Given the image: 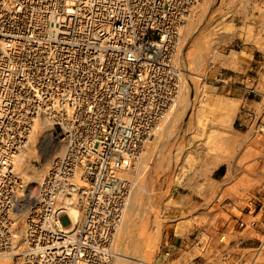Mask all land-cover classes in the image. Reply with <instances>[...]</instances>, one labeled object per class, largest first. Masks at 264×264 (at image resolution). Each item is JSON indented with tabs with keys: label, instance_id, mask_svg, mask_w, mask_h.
<instances>
[{
	"label": "built area",
	"instance_id": "2783aa9c",
	"mask_svg": "<svg viewBox=\"0 0 264 264\" xmlns=\"http://www.w3.org/2000/svg\"><path fill=\"white\" fill-rule=\"evenodd\" d=\"M198 1L0 0V262L117 264L136 164L181 96L177 55ZM228 1L232 48H250L255 60L236 86L219 81L227 94L263 99L264 0ZM248 117L261 123L255 111ZM42 122L59 152L29 201L18 166ZM69 207L80 218L65 232ZM247 211L253 220L233 215L216 237L201 228L190 242L165 244L160 264L188 249L201 256L215 240L225 261L229 237L264 226L261 207Z\"/></svg>",
	"mask_w": 264,
	"mask_h": 264
},
{
	"label": "rangeland",
	"instance_id": "374dc122",
	"mask_svg": "<svg viewBox=\"0 0 264 264\" xmlns=\"http://www.w3.org/2000/svg\"><path fill=\"white\" fill-rule=\"evenodd\" d=\"M232 16V4L228 0H199L187 24L191 28L197 26L196 30L185 39V29L182 30L177 65L183 72L182 86L185 84L189 92V107L173 127L175 129L170 128V132L174 130L172 137L163 138L157 145L147 170L141 173V161L136 164L137 173L132 176L134 187L127 205L129 208L133 201L131 225L134 235L128 233L124 236L126 243L119 240L123 225L116 234L114 250L119 255L118 264H140L139 260L143 264H160L164 261L165 244L170 245L177 238L190 242L201 228L216 237L230 221L229 215L220 209L225 199L236 204L230 214L244 219V222L253 220L251 216L243 215L247 208H256L257 211L261 207L264 211V98L253 105L256 117L261 121L258 127L253 123L247 132H237L233 124L244 102L233 92L227 94L219 81L233 83L255 60L250 48L241 51L232 48L237 31ZM201 88L204 89L203 102L199 100ZM182 97L183 93L179 102ZM43 130L34 139L37 158L23 156L27 167L24 174L21 173L29 182V201L36 195L56 147L50 143L48 153L51 155L42 157L41 140L48 137L45 135L48 127L43 125ZM147 148L149 143L141 159ZM45 158L46 167L40 162ZM221 165L227 168L225 178L221 182L212 181V172ZM35 171L41 173L38 179L31 178ZM141 180L144 182L143 190L133 200L137 183ZM125 214L124 221L128 217L127 212ZM255 219L259 221L260 213ZM182 221L188 225L181 227L179 223ZM232 226L233 223L228 231ZM230 240L233 241L229 243L225 261L217 251L218 242L215 240L201 256L188 249L167 259L165 264L264 263V250L261 248L264 246V226L260 221L254 229L247 228L237 238L229 237ZM249 243H253L252 248H247ZM122 255L126 256L124 260Z\"/></svg>",
	"mask_w": 264,
	"mask_h": 264
},
{
	"label": "bare ground",
	"instance_id": "6f19581e",
	"mask_svg": "<svg viewBox=\"0 0 264 264\" xmlns=\"http://www.w3.org/2000/svg\"><path fill=\"white\" fill-rule=\"evenodd\" d=\"M189 22H190V20H189ZM197 27V26H196ZM196 27H194V28H191L190 27V25H186L185 26V37H183L184 39L191 33V32H194L195 30H196ZM184 36V35H183ZM181 50V49H180ZM179 53V52H178ZM181 60V59H180ZM179 62V61H178ZM195 64V63H194ZM183 80V79H182ZM183 84V83H182ZM185 85V84H184ZM182 86L183 88V97H182V99L180 100V102H178L179 104L175 107V109L173 110V112H172V114L164 121V123H162V125H161V127L159 128V131L158 132H156V134L154 135L155 137L149 142V148H147L148 150H147V152L145 153V155L143 156V158L142 159H140L139 161H141L140 162V165H139V171L141 172V173H143V172H145L146 170H147V168H148V164H149V162L152 160L151 159V157H152V155L154 154V151H155V149H156V147H157V145L160 143V141H162L163 140V138H165V139H170V136H171V133H173L174 132V130H173V132L171 131L170 132V128L171 129H175V128H173L174 126L176 127V125L178 124V122L183 118V116H184V114L187 112V110H188V107H189V100H188V89H187V87H186V85L185 86ZM185 90V91H184ZM181 93V94H182ZM181 97V96H180ZM179 108V110H177ZM43 125H46L47 127H48V130H47V132H46V134L45 135H48V131H49V129H50V126H49V124H47V123H45V122H42V123H39L38 125H37V127H36V130H35V133H34V135H33V137H32V140H31V142H32V144H31V146H30V148L26 151V153H25V155L27 156L26 158H37V150H36V148H35V146H36V144H35V137H36V135L37 134H39V135H41L40 133H43ZM43 135V134H42ZM156 137H157V139H156ZM172 137V136H171ZM50 139H49V136L48 137H46V138H43L42 140H41V153H42V157H44L43 155H45V157L46 156H50L51 154H49L48 153V147L51 145L50 144ZM150 144H152V146H150ZM55 145V144H54ZM40 146V145H39ZM40 148V147H39ZM59 151H54V154L51 156V158H52V160L54 159V156H55V154L56 153H58ZM53 153V152H52ZM24 155V156H25ZM41 155V154H40ZM143 155V154H142ZM142 157V156H141ZM25 158V159H26ZM25 159L22 157L21 159H20V161H19V170L21 171V172H23V174H24V172H25V170H26V168H25V166L27 167V165L25 164ZM43 159V158H42ZM28 161V160H27ZM42 164H44V167H46L47 166V158H45V160H42V161H40ZM52 162V161H51ZM40 163V164H41ZM51 164V163H50ZM33 173V172H32ZM34 177H31V178H33V179H38L39 177H40V175H41V173H40V171H35L34 173ZM44 176V175H43ZM142 179V178H141ZM41 180H42V178H41ZM40 180V181H41ZM138 182V181H137ZM141 183H137V188H136V191H135V193H134V195H133V200H136V197H137V195H138V193H139V191H141V189L143 190V184H144V182L141 180L140 181ZM40 184V183H39ZM31 201V200H30ZM132 200H131V202L129 203L130 205H129V208H128V206H127V208H128V210H127V208H126V211H125V213L127 212V214H128V217L126 218V220L124 221V219H123V221H122V224H121V226H120V228L118 229V231H117V235H118V232L120 231V229H121V227H122V225H123V227H122V229H121V231H120V233H119V240L121 239V240H123L124 241V236H126L128 233H132L133 231H134V229H133V226L131 225L132 224V216H131V214L134 212L133 211V208L132 207H134V206H132ZM136 202V201H135ZM136 204V203H135ZM128 205V204H127ZM250 208V207H249ZM76 210V211H75ZM133 211V212H132ZM67 213H68V215H69V217H70V219H71V224L70 223H68V225L66 224V223H64V224H62L61 225V229H63L65 232H69L70 231V229L72 228V226L76 223V222H78L79 221V218H80V212L75 208V207H69V208H67ZM126 215V214H125ZM125 215H124V217H125ZM133 215V214H132ZM248 217V216H247ZM249 218V217H248ZM244 220V219H243ZM256 220V219H255ZM186 221H182V222H180L179 224H184ZM247 222V221H246ZM186 224V223H185ZM134 233V232H133ZM132 233V234H133ZM134 235V234H133ZM115 238H117V237H115ZM118 241V240H117ZM125 242V241H124ZM123 242V243H124ZM126 243V242H125ZM114 244H115V241H114ZM120 244L121 245H123L122 244V242H120ZM119 244V245H120ZM125 245V244H124ZM262 248V251L264 250V246L263 247H261ZM259 253H261V250L259 249ZM114 252H115V250H114ZM116 254V253H115ZM203 254H205V252L203 253ZM118 255V254H117ZM117 255H116V257H117ZM119 256V255H118ZM258 257H259V255H257ZM122 257V259L124 260L125 259V257L126 256H121ZM117 259V258H116ZM127 259V258H126ZM122 260V261H123ZM129 260V259H128ZM121 261V262H122ZM6 262H9V261H5V262H0V264H6ZM138 263H144V262H142L141 260H139L138 261ZM209 263V262H208ZM118 264V263H117ZM146 264V263H145ZM264 264V263H263Z\"/></svg>",
	"mask_w": 264,
	"mask_h": 264
},
{
	"label": "crops",
	"instance_id": "0c3cea01",
	"mask_svg": "<svg viewBox=\"0 0 264 264\" xmlns=\"http://www.w3.org/2000/svg\"><path fill=\"white\" fill-rule=\"evenodd\" d=\"M242 76H238L237 80L235 79L231 85H235L236 83L241 82ZM236 86V85H235ZM233 94L239 97V99L244 102L242 109L240 113L238 114L236 120L234 121L233 128L237 132H247L251 128V121L249 119L250 112H253V105L255 103H259L261 101L262 97L261 96H250V97H244L243 93L240 91L238 88H233L232 90ZM246 129V130H245ZM227 174V168L225 166H218L217 168L214 169L211 175V180L215 182H221ZM220 209L224 211L226 214L229 215L230 218L233 217L232 214H230L231 209L226 208L223 204H220ZM248 211L243 212V215H247ZM186 223V222H185ZM183 224L181 227H184L188 224ZM231 222L227 223L223 228L222 231H228L230 228ZM184 242L183 239H175L173 243H180ZM253 243L247 244V248H252Z\"/></svg>",
	"mask_w": 264,
	"mask_h": 264
}]
</instances>
